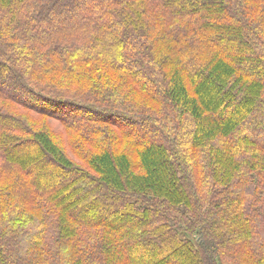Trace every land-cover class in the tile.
Wrapping results in <instances>:
<instances>
[{
  "label": "trees",
  "instance_id": "trees-1",
  "mask_svg": "<svg viewBox=\"0 0 264 264\" xmlns=\"http://www.w3.org/2000/svg\"><path fill=\"white\" fill-rule=\"evenodd\" d=\"M0 264H264V0H0Z\"/></svg>",
  "mask_w": 264,
  "mask_h": 264
}]
</instances>
